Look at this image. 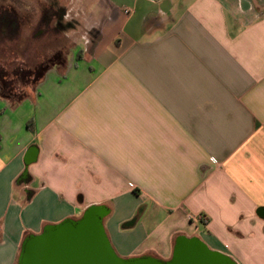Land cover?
I'll return each instance as SVG.
<instances>
[{
  "label": "crops",
  "instance_id": "crops-1",
  "mask_svg": "<svg viewBox=\"0 0 264 264\" xmlns=\"http://www.w3.org/2000/svg\"><path fill=\"white\" fill-rule=\"evenodd\" d=\"M53 1L87 37L0 98V264L92 206L122 258L264 264V0Z\"/></svg>",
  "mask_w": 264,
  "mask_h": 264
},
{
  "label": "water",
  "instance_id": "water-1",
  "mask_svg": "<svg viewBox=\"0 0 264 264\" xmlns=\"http://www.w3.org/2000/svg\"><path fill=\"white\" fill-rule=\"evenodd\" d=\"M106 207L92 206L78 219L46 226L22 243L17 264H237L210 249L199 237L179 236L170 259L153 256L120 257L113 248L104 221Z\"/></svg>",
  "mask_w": 264,
  "mask_h": 264
},
{
  "label": "rangeland",
  "instance_id": "rangeland-1",
  "mask_svg": "<svg viewBox=\"0 0 264 264\" xmlns=\"http://www.w3.org/2000/svg\"><path fill=\"white\" fill-rule=\"evenodd\" d=\"M53 0H0V20L7 18L8 26L0 22V75H13L20 69L27 72L35 69L45 60L50 59L58 50H63L66 57L73 52L77 43L87 37L86 31L57 26L63 7L54 6ZM63 23H71L63 16ZM79 24L85 27L87 18L78 16ZM71 21V22H70ZM4 27V28H3ZM3 30L5 32H3ZM11 79V78H10ZM18 92L28 95L34 86L24 87L23 82L15 80ZM204 234L203 229L198 230Z\"/></svg>",
  "mask_w": 264,
  "mask_h": 264
},
{
  "label": "trees",
  "instance_id": "trees-1",
  "mask_svg": "<svg viewBox=\"0 0 264 264\" xmlns=\"http://www.w3.org/2000/svg\"><path fill=\"white\" fill-rule=\"evenodd\" d=\"M2 20H0V22H2L4 26H8V19L5 18ZM3 32L5 31L3 30ZM64 53L65 52H63V50L56 51L50 59L45 60L43 63L35 67V69H31L27 72L17 69L11 77L6 74L0 75V98L9 101L12 105L20 104L28 98L29 95L24 91L18 92L14 81L17 79L23 82L24 87H31L35 85L36 88L37 85L45 78L49 70L65 66L68 57H66L67 54L64 55ZM202 222H206L205 217H202Z\"/></svg>",
  "mask_w": 264,
  "mask_h": 264
},
{
  "label": "flooded vegetation",
  "instance_id": "flooded-vegetation-1",
  "mask_svg": "<svg viewBox=\"0 0 264 264\" xmlns=\"http://www.w3.org/2000/svg\"><path fill=\"white\" fill-rule=\"evenodd\" d=\"M63 16H64V14L63 13H61L60 14V17H59V21L57 22L58 23V25L57 26H62L63 28H65V27H70L71 26V23H67V25L65 26L64 25V23H63Z\"/></svg>",
  "mask_w": 264,
  "mask_h": 264
},
{
  "label": "built area",
  "instance_id": "built-area-1",
  "mask_svg": "<svg viewBox=\"0 0 264 264\" xmlns=\"http://www.w3.org/2000/svg\"><path fill=\"white\" fill-rule=\"evenodd\" d=\"M201 220H202V218H201Z\"/></svg>",
  "mask_w": 264,
  "mask_h": 264
}]
</instances>
